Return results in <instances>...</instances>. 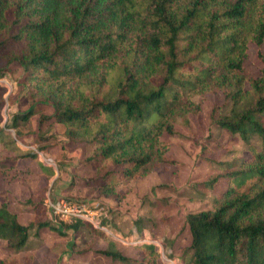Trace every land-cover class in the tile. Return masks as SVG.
Masks as SVG:
<instances>
[{"label": "trees", "instance_id": "1", "mask_svg": "<svg viewBox=\"0 0 264 264\" xmlns=\"http://www.w3.org/2000/svg\"><path fill=\"white\" fill-rule=\"evenodd\" d=\"M263 41L264 0H0V76L17 64L28 104L11 125L27 120L35 102L50 106L31 134L43 140L42 127L58 123L69 141L83 143L103 197L120 199V180L174 163L177 117L199 112L196 93L222 92L229 107L220 115L212 107L211 122L238 135L247 153L222 174L227 184L211 206L184 218V264H264V52L256 77L243 65L249 45ZM104 222L112 228V219ZM34 223L103 233L83 220L24 225L0 204L8 250L26 244ZM134 247L139 257L96 252L120 264H163L155 244Z\"/></svg>", "mask_w": 264, "mask_h": 264}, {"label": "rangeland", "instance_id": "2", "mask_svg": "<svg viewBox=\"0 0 264 264\" xmlns=\"http://www.w3.org/2000/svg\"><path fill=\"white\" fill-rule=\"evenodd\" d=\"M259 50L264 52V41L259 47L250 44L243 62L254 77L259 74ZM21 80L22 69L15 63L0 76V204H6L17 220L27 225L38 219L51 223L47 199L100 198L109 206L112 228L99 233L85 226L59 230L38 228L34 223L26 244L18 251L8 250L0 239V260L9 264H120L96 250L118 249L139 257L135 244L153 243L163 264H184L180 255L190 241L184 218L211 206L227 184L222 174L235 168L247 153L238 135L211 122L212 107L216 115L229 107L222 92L209 90L192 96L200 106L199 112L188 114L186 121L177 117L175 134L169 138L168 154L174 163L142 177L120 180L117 188L122 197L116 199L103 197L99 185L90 181L95 172L83 160V143L69 141L61 124L42 127L43 140L31 134L37 129L40 115L51 113L50 106L35 102L27 120L18 119L16 128L11 125L13 115L28 108ZM249 142L258 146L259 139L252 135ZM29 151L36 155L34 159L23 158ZM43 158H51V166ZM214 177L217 180L212 186L207 184ZM153 234L156 238H150Z\"/></svg>", "mask_w": 264, "mask_h": 264}, {"label": "built area", "instance_id": "3", "mask_svg": "<svg viewBox=\"0 0 264 264\" xmlns=\"http://www.w3.org/2000/svg\"><path fill=\"white\" fill-rule=\"evenodd\" d=\"M45 163L51 166V158H43ZM45 206L48 209L49 220L55 226L60 222H74L83 220L93 227L104 232H110L105 220H111L109 206L102 199H76L58 196L47 199Z\"/></svg>", "mask_w": 264, "mask_h": 264}]
</instances>
